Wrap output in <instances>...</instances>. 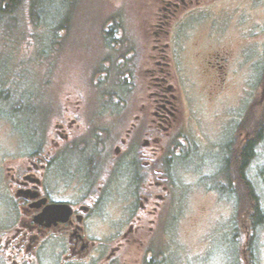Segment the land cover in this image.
I'll return each mask as SVG.
<instances>
[{
	"label": "rangeland",
	"instance_id": "1",
	"mask_svg": "<svg viewBox=\"0 0 264 264\" xmlns=\"http://www.w3.org/2000/svg\"><path fill=\"white\" fill-rule=\"evenodd\" d=\"M158 1L51 0L45 6L44 30L31 25L27 11L1 22L0 162L22 160L42 149L56 136V126L66 127L70 120L78 125L72 137L81 140L94 126L108 129L112 124L114 135L103 143L112 155L124 135L122 122L128 124L127 117L148 93L144 71L166 44L157 43L154 35L169 32V49L160 61L168 67H159L176 87L183 124L209 144L204 151L191 149L186 138L191 132L184 127L174 138L173 264H264V222L255 224L252 213L254 203L264 211V61L260 49L240 55L244 33L264 21V0H203L188 18L161 23ZM55 26L68 29L53 32ZM53 35L59 42L50 48ZM224 43L234 49V61L220 86L215 80L221 72L216 67L213 76L205 59ZM244 57L255 66L245 64ZM239 120L240 137L232 131ZM238 138L240 148L256 141L241 184L234 166ZM249 186L255 196L248 200L251 212L243 207ZM236 191L243 193L240 212ZM118 203L102 201L99 233L110 218L125 217ZM12 207L10 199L0 197V223ZM3 244L0 264H7L9 251ZM169 249L168 238L167 254Z\"/></svg>",
	"mask_w": 264,
	"mask_h": 264
},
{
	"label": "flooded vegetation",
	"instance_id": "2",
	"mask_svg": "<svg viewBox=\"0 0 264 264\" xmlns=\"http://www.w3.org/2000/svg\"><path fill=\"white\" fill-rule=\"evenodd\" d=\"M202 1L160 0L157 20L161 23L171 17L173 21L186 19L201 8ZM244 34L240 55L260 49L264 61V21L254 23ZM154 36L157 43L163 40L166 44L164 49L154 47L158 54L144 71L148 93L137 103L135 112L127 117L126 106L122 108L123 119L130 121L122 122L126 126L124 135L112 155L103 144L114 135L112 124L108 129L94 126L91 135L81 140L72 137L78 125L70 120L66 127L56 126L58 130L49 139V149L45 150L49 145L45 143L25 159L0 162V197L6 196L14 206L0 223V243H4L5 252L9 251L5 263L173 264V151L177 148L174 138L179 137L181 127L190 131L191 126L183 124L176 87L162 67L167 68L168 64L160 62L165 59L164 52L173 35L165 32L161 37ZM169 58L174 64L173 57ZM205 61L213 76L218 67L221 74L215 81L224 86L227 70L234 61V49L224 43L220 51L207 53ZM244 63L255 66L245 57ZM240 122L235 121L232 129L239 137ZM190 132L186 138L191 149L206 150L207 141L199 133ZM236 144L240 153L234 166L241 184L251 160L242 170L246 143L240 148L238 138ZM242 194L235 192L239 212ZM246 195L248 199L255 197L251 186ZM105 199H119L118 208L125 217L119 221L110 218L105 230L99 233L97 221L105 214L100 207Z\"/></svg>",
	"mask_w": 264,
	"mask_h": 264
},
{
	"label": "trees",
	"instance_id": "3",
	"mask_svg": "<svg viewBox=\"0 0 264 264\" xmlns=\"http://www.w3.org/2000/svg\"><path fill=\"white\" fill-rule=\"evenodd\" d=\"M51 1V0H0V28L1 27V22L3 21H9V20H15L16 15H22L24 11H27V14L29 15V19L31 21V25L33 27H37L38 25L42 28V25L46 23V4ZM20 19V18H19ZM45 21V23H44ZM44 27V26H43ZM68 28L64 26H55L53 28L54 31H66ZM44 30V28H42ZM21 34V33H20ZM39 35H44L43 33H40ZM58 37L56 35H53L51 39H49V46L50 48H55L56 45L58 44ZM121 42V41H120ZM22 104V103H19ZM262 130V129H261ZM258 136L260 135V132L257 134ZM258 136L255 138V140H258ZM256 141H249L246 143L242 150V170H244V166L247 162H249L254 155V149H255V143ZM248 192L247 188L244 191L245 195L243 197L244 201H246L245 205L243 207L246 210L248 209V197L249 195H246ZM250 210L252 211V205L250 203L249 205ZM249 210V212H251ZM253 218H254V223L255 224H260L264 222V211H262L256 203L253 204Z\"/></svg>",
	"mask_w": 264,
	"mask_h": 264
},
{
	"label": "bare ground",
	"instance_id": "4",
	"mask_svg": "<svg viewBox=\"0 0 264 264\" xmlns=\"http://www.w3.org/2000/svg\"><path fill=\"white\" fill-rule=\"evenodd\" d=\"M261 158V157H260ZM250 176V175H249ZM248 177V176H247Z\"/></svg>",
	"mask_w": 264,
	"mask_h": 264
}]
</instances>
